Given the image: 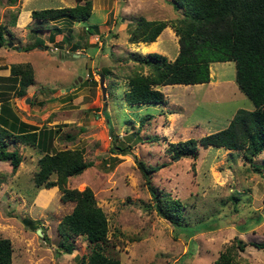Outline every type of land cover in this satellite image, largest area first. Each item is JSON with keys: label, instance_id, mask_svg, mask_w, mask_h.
I'll use <instances>...</instances> for the list:
<instances>
[{"label": "rangeland", "instance_id": "1", "mask_svg": "<svg viewBox=\"0 0 264 264\" xmlns=\"http://www.w3.org/2000/svg\"><path fill=\"white\" fill-rule=\"evenodd\" d=\"M172 1L92 0L87 19H50V26L61 28L52 32L31 29V10L71 6L76 0H1L0 22L11 34L0 46V74H8L13 62L28 61L34 71L26 93H10L9 103L28 127L53 128V151L83 148L92 165L70 177L68 185L94 191L108 218L105 251L121 264H209L237 238L247 243L236 250L241 264H264V249L252 243L264 241V150L249 160L241 149L210 144H199L194 156L169 149L170 142L225 127L240 107L254 108L237 84L234 61L211 62L207 82L158 85L163 103L129 104L124 99L127 74L137 64L134 56L158 51L173 59L178 51L170 25L156 37L155 47L128 39L141 16L169 20L180 15ZM36 36L44 44L24 49ZM74 48L79 55H73ZM113 142L124 151L113 148ZM7 147L17 148L22 158L15 169L0 160V236L12 242V264H81L91 249L85 235L70 238L74 248L67 252L57 230L74 202L63 201L56 185L33 181L42 151L19 139ZM137 160L161 164L151 183L181 201V221L187 225H173L146 207L154 199Z\"/></svg>", "mask_w": 264, "mask_h": 264}, {"label": "trees", "instance_id": "2", "mask_svg": "<svg viewBox=\"0 0 264 264\" xmlns=\"http://www.w3.org/2000/svg\"><path fill=\"white\" fill-rule=\"evenodd\" d=\"M7 1L8 4L15 2ZM172 3L180 15L169 20L141 16L131 29L128 39L135 42L153 41L164 27L170 25L178 36V51L173 59L158 51L134 56L137 64L127 74L124 99L129 104L163 103L165 94L158 85L207 82L210 80L211 62L232 60L237 84L252 101L254 108L240 107L225 127L199 138L188 137L170 142L169 149L174 151V155L194 156L199 144H210L241 149L246 158L252 160L264 150V0H173ZM91 11L92 0H76V4L71 6L33 8L31 29L59 32L60 26H50V19L81 21L87 19ZM15 19L16 13L12 15L11 22L14 23ZM8 33L11 34V31L7 24L0 22V46L6 44ZM38 44H44V41L36 36L24 49ZM75 50L72 49V52ZM144 66H148L149 71L144 72ZM101 73L105 77L106 72ZM4 81L9 83L2 84ZM33 82L34 71L28 61L13 62L7 75L0 74V160L10 162L13 169L19 165L21 153L17 148L7 147L15 139L38 147L42 154L38 157V168L33 174L35 185H56L63 201L74 202L71 211L57 224L61 236L60 246L72 252L74 244L69 239L82 234L91 249L82 255L81 264H121L118 257L105 251L109 241L108 218L97 204L94 191L89 186L79 189L68 185L70 177L92 165L91 160L85 159L83 148L65 147L53 151V128L28 127V123L19 119L9 103L10 93L22 96ZM112 145L120 152L124 151L123 146L115 145V142ZM137 164L149 183L154 199L146 207L154 208L173 225H187L186 221H181V201L151 183L152 173L161 164L150 165L144 160H137ZM252 243L264 249V241ZM246 244V241L237 238L236 243L227 245L209 264H241L235 254L237 249H244ZM12 253L10 238L0 236V264H12Z\"/></svg>", "mask_w": 264, "mask_h": 264}, {"label": "water", "instance_id": "3", "mask_svg": "<svg viewBox=\"0 0 264 264\" xmlns=\"http://www.w3.org/2000/svg\"><path fill=\"white\" fill-rule=\"evenodd\" d=\"M20 49V47H19ZM80 53L79 52H73V55H79ZM99 84H100V87L102 89V98L104 100V107L107 106V102H106V92H105V86H104V75L100 72L99 73ZM37 232L41 233V230L38 229Z\"/></svg>", "mask_w": 264, "mask_h": 264}, {"label": "crops", "instance_id": "4", "mask_svg": "<svg viewBox=\"0 0 264 264\" xmlns=\"http://www.w3.org/2000/svg\"><path fill=\"white\" fill-rule=\"evenodd\" d=\"M27 12H29V11H27ZM30 14H31V12H30ZM150 42H151V44L149 45V48H152V46H154V47L156 46V39L153 41H150ZM146 43H148V42H146ZM3 75H7V74H3Z\"/></svg>", "mask_w": 264, "mask_h": 264}]
</instances>
